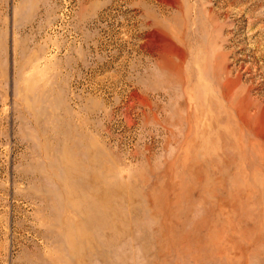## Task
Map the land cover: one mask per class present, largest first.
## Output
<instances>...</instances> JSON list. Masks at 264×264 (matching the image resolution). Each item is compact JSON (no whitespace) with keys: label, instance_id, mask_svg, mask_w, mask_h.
<instances>
[{"label":"rangeland","instance_id":"obj_1","mask_svg":"<svg viewBox=\"0 0 264 264\" xmlns=\"http://www.w3.org/2000/svg\"><path fill=\"white\" fill-rule=\"evenodd\" d=\"M0 264H264V0H0Z\"/></svg>","mask_w":264,"mask_h":264}]
</instances>
